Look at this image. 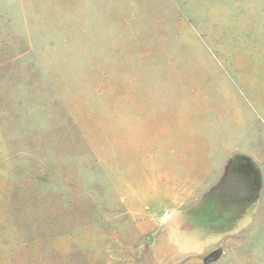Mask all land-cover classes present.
Here are the masks:
<instances>
[{
  "label": "rangeland",
  "instance_id": "rangeland-1",
  "mask_svg": "<svg viewBox=\"0 0 264 264\" xmlns=\"http://www.w3.org/2000/svg\"><path fill=\"white\" fill-rule=\"evenodd\" d=\"M0 264H264V0H0Z\"/></svg>",
  "mask_w": 264,
  "mask_h": 264
},
{
  "label": "crops",
  "instance_id": "crops-1",
  "mask_svg": "<svg viewBox=\"0 0 264 264\" xmlns=\"http://www.w3.org/2000/svg\"><path fill=\"white\" fill-rule=\"evenodd\" d=\"M156 129V128H155ZM152 134H150V138H152ZM143 141V136H141V138H139V142ZM196 142L198 143L197 140H193V148L190 152V157L191 160L189 161L188 164V172L189 174L191 172H204L206 173V179L210 176V174H214V173H221L222 172V163L223 161L221 159H213V161L210 159L209 162H206L204 159L200 160V157H207L209 156L210 158L215 156V154H213L214 151L210 152V151H206V150H200V148H195L196 147ZM199 144V143H198ZM197 144V145H198ZM128 158H126L125 160L123 159H119L117 161V169H115V171L119 172V173H128V174H133V172H135L134 170L136 169V164L137 161L139 159V149L137 148V145H134V148L132 150V152L127 156ZM198 158V161L196 163V159ZM211 179H215L214 177H212ZM189 180L191 181V183H193L191 176H189ZM193 187H195V185H192ZM151 220H155L158 221L159 218H154L151 217ZM158 224V223H157ZM161 225V224H159Z\"/></svg>",
  "mask_w": 264,
  "mask_h": 264
}]
</instances>
